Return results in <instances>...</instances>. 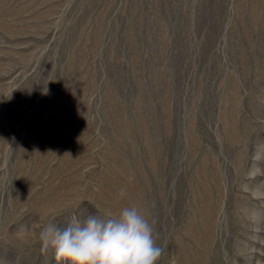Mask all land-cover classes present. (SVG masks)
<instances>
[{"label": "rangeland", "instance_id": "rangeland-1", "mask_svg": "<svg viewBox=\"0 0 264 264\" xmlns=\"http://www.w3.org/2000/svg\"><path fill=\"white\" fill-rule=\"evenodd\" d=\"M133 206L156 264H264V0H0V264Z\"/></svg>", "mask_w": 264, "mask_h": 264}, {"label": "clouds", "instance_id": "clouds-1", "mask_svg": "<svg viewBox=\"0 0 264 264\" xmlns=\"http://www.w3.org/2000/svg\"><path fill=\"white\" fill-rule=\"evenodd\" d=\"M153 232L133 206L117 215L88 214L83 219L71 215L63 223L49 221L42 226L39 241L41 251H51L57 264H156L163 249Z\"/></svg>", "mask_w": 264, "mask_h": 264}]
</instances>
